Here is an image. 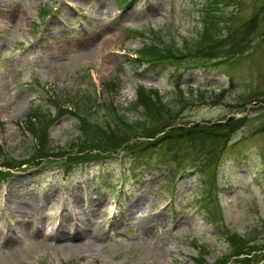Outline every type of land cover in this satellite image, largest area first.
<instances>
[{
	"label": "rangeland",
	"instance_id": "374dc122",
	"mask_svg": "<svg viewBox=\"0 0 264 264\" xmlns=\"http://www.w3.org/2000/svg\"><path fill=\"white\" fill-rule=\"evenodd\" d=\"M262 3L0 0V161L29 157L39 140L46 156L0 166V264H243L228 257L230 233L257 253L248 264H264ZM139 87L177 122H241L216 155L206 144L188 160L185 138L178 160L164 142L62 162L89 138L83 124L134 121ZM20 200L30 221H17Z\"/></svg>",
	"mask_w": 264,
	"mask_h": 264
},
{
	"label": "trees",
	"instance_id": "16d2710c",
	"mask_svg": "<svg viewBox=\"0 0 264 264\" xmlns=\"http://www.w3.org/2000/svg\"><path fill=\"white\" fill-rule=\"evenodd\" d=\"M208 10L206 15L211 16L213 14H210L212 12L211 4L208 3ZM264 9V0L262 3V6L260 9ZM259 12V10L255 11L252 14V18L248 19V23L243 26L245 30L250 29L255 24V18L256 14ZM150 50V49H149ZM208 50V49H205ZM162 58H165L167 55H161ZM161 56L157 57L156 60L162 59ZM176 56V55H174ZM136 100H137V106L136 109L138 117L134 119V121L126 122L124 119H122L120 116L117 119L116 126L115 127H105L102 125H86L83 124L82 129L85 131L86 134L89 135V138L86 137V142L81 141L83 143L81 146H79L78 149L75 151H71V153L67 154L63 157L62 162L65 161H82L87 160L90 156L88 154V158H86L84 155L88 152L84 149L88 148H98L100 152H105L104 154L110 155L112 154L120 145L123 144L125 148L128 150H133L132 152H135V149H144L145 147H151L156 146L158 143L161 145L162 143L168 142V148H171L174 150V159L178 160V158H184L186 156H183V153H180V143H182V139H188L187 141H190L192 144V147L194 150L192 152L194 153H187L189 157L188 160H193L195 153H202L204 152V149H206V144L210 145L213 144V149L215 155L218 151L219 142L222 146L224 144V141L228 139L229 133L232 131V129L240 124L241 118H235V117H227L223 120H217L213 122L209 121H203V122H193L191 124H188L186 122H177V114L179 113V110L176 109H168L165 108V103L160 100V98L153 93L149 91H145L142 87L138 88L137 94H136ZM52 106L54 108H57L58 105L55 103H52ZM140 107V109H139ZM41 113L36 111L31 115L30 117H36V114ZM35 114V115H34ZM59 115V113H58ZM57 115V116H58ZM55 116V117H57ZM38 117V116H37ZM53 117L52 120L55 118ZM118 123V124H117ZM90 127V128H89ZM31 130V129H29ZM33 133H35L33 130H31ZM104 132L108 135H104L105 138L100 137L97 132ZM102 133V134H104ZM112 133V134H111ZM111 139H107L110 138ZM103 139L107 141H103ZM91 142V143H90ZM92 142L100 143V145L92 144ZM170 143V144H169ZM43 143L37 142V152L35 151L34 154L30 155L27 158L20 159L15 162L10 161H0V166L2 167H14L19 166L22 163H27L28 161H39L45 158L42 147ZM218 145V146H217ZM207 152V149L206 151ZM213 153V154H214ZM103 155H100L99 153H94L95 158H99ZM61 155V154H60ZM62 156V155H61ZM134 161L137 160L136 155H133ZM213 156V155H212ZM39 158V159H38ZM182 160V159H181ZM68 168H65L67 170ZM6 175H8L7 172L0 170V179L4 178ZM228 238H230V242L232 245H234L237 249L228 254V257L232 256H238L240 254H244L237 258V261L243 262V264H248L246 260L250 258L257 257V253H252V247L248 246L247 240H245L242 236L238 237L235 233L228 234ZM204 254H200V256L195 260H198L200 257H203ZM259 260V259H258ZM257 260V261H258ZM256 261V260H255ZM256 261V262H257Z\"/></svg>",
	"mask_w": 264,
	"mask_h": 264
},
{
	"label": "bare ground",
	"instance_id": "6f19581e",
	"mask_svg": "<svg viewBox=\"0 0 264 264\" xmlns=\"http://www.w3.org/2000/svg\"><path fill=\"white\" fill-rule=\"evenodd\" d=\"M78 201L79 200L77 198H74L72 200V202L74 203L73 205L76 208L79 205L78 204ZM23 203H25V204H23ZM14 211L16 212L17 217H19V218H17V221H19L21 223L24 222V221H28V220L30 221L31 218L34 215V212L32 211L29 202L26 201V200H20L19 202H17L15 204ZM70 218L71 219L65 218L63 221L65 223H67V224H74V223L82 222L81 218L79 217V214H76V216L74 218H72V217H70ZM60 226L62 227V224ZM77 229H79V228L76 227L71 235L69 233H67L66 236L67 237H70V238H73V237L76 238V237L80 236L81 234H79V232L77 231ZM147 264H164V263L160 259H156L154 262H149Z\"/></svg>",
	"mask_w": 264,
	"mask_h": 264
}]
</instances>
